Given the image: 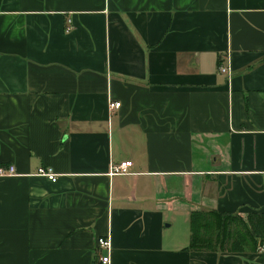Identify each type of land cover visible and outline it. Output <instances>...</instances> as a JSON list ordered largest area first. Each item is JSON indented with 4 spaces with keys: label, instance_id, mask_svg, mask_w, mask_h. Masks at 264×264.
Returning <instances> with one entry per match:
<instances>
[{
    "label": "crops",
    "instance_id": "obj_1",
    "mask_svg": "<svg viewBox=\"0 0 264 264\" xmlns=\"http://www.w3.org/2000/svg\"><path fill=\"white\" fill-rule=\"evenodd\" d=\"M9 164L0 264H264L188 248L192 210L264 211V0H0Z\"/></svg>",
    "mask_w": 264,
    "mask_h": 264
},
{
    "label": "trees",
    "instance_id": "obj_2",
    "mask_svg": "<svg viewBox=\"0 0 264 264\" xmlns=\"http://www.w3.org/2000/svg\"><path fill=\"white\" fill-rule=\"evenodd\" d=\"M189 229L190 250H257L264 240V211H251L243 219L234 212L192 210Z\"/></svg>",
    "mask_w": 264,
    "mask_h": 264
},
{
    "label": "built area",
    "instance_id": "obj_3",
    "mask_svg": "<svg viewBox=\"0 0 264 264\" xmlns=\"http://www.w3.org/2000/svg\"><path fill=\"white\" fill-rule=\"evenodd\" d=\"M218 71L228 74L229 75V69L228 66H219ZM120 105L117 101H109L108 102V108L114 109L117 108ZM131 166V161H121L120 163L111 165L109 174H126L128 173V168ZM16 174L15 168L12 164H9L7 166L0 165V176L3 175H14ZM36 174L41 175L48 179L51 182L56 181L57 174L52 170L50 167H38ZM96 245L99 250H103L104 253H101L97 257V261L95 264H109L110 262V249H111V242L108 239V237H97L96 239ZM257 251H264V240L262 243L257 245Z\"/></svg>",
    "mask_w": 264,
    "mask_h": 264
}]
</instances>
